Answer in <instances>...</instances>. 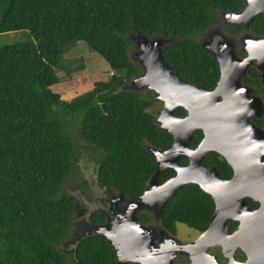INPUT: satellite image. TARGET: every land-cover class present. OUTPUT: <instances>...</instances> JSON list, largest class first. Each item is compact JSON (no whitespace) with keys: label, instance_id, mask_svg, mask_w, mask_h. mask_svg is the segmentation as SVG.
Returning a JSON list of instances; mask_svg holds the SVG:
<instances>
[{"label":"trees","instance_id":"1","mask_svg":"<svg viewBox=\"0 0 264 264\" xmlns=\"http://www.w3.org/2000/svg\"><path fill=\"white\" fill-rule=\"evenodd\" d=\"M6 9L0 34L28 31L31 42L0 46V264H69L59 249L71 233L76 196L68 189L81 178L86 156L96 164L99 185L133 199L141 197L157 164L148 147L169 149L171 134L161 131L151 109L152 93L124 90L141 73L130 60L129 32L149 39L173 36L165 60L185 82L213 91L220 66L199 38L219 23L223 11L240 12L242 0H0ZM244 26L227 28L238 36ZM251 31L264 36V14ZM85 42L110 66V72L79 78L84 68H67L64 54ZM73 69H77L72 73ZM68 83L82 95L66 101L57 91ZM245 84L264 93L259 72L252 68ZM177 116H185L179 109ZM264 128V120L256 121ZM203 139L194 134L192 147ZM187 165L188 159L183 158ZM204 165L215 167L223 179L233 169L218 153ZM176 175L163 172L160 181ZM87 188L88 182L82 181ZM249 206L259 204L251 199ZM215 211L210 195L198 185L184 186L163 210L162 225L204 232ZM147 224L150 217L140 215ZM92 221L104 223L96 211ZM230 229L236 223L229 222ZM79 264H115L116 255L103 237L83 240L75 253ZM133 264V263H131Z\"/></svg>","mask_w":264,"mask_h":264},{"label":"water","instance_id":"2","mask_svg":"<svg viewBox=\"0 0 264 264\" xmlns=\"http://www.w3.org/2000/svg\"><path fill=\"white\" fill-rule=\"evenodd\" d=\"M242 1L243 10L219 12L217 26L199 38L202 48L212 53L220 66V79L213 91L185 83L166 62V48L176 42L173 36L151 40L129 32L133 47L130 60L140 67L141 73L124 90L152 93L155 101L163 102L155 123L161 131L173 136L174 144L166 151L147 148L157 167L143 195L133 199L119 193L120 200L129 198L123 213L105 225L92 226L86 235L106 238L118 257L117 264H174L183 251L200 249L207 256V251L217 246L232 252V263H238L234 259L238 248L255 264L264 263V129L252 122L253 118H263L264 103L261 97H253L251 89L243 84L249 70L255 67L264 85V36H255L250 31L254 19L264 14V0ZM229 26H244L247 31L235 38L226 31ZM240 44L241 51L247 55L243 58L237 51ZM181 108L186 115L175 116ZM198 131L204 133V138L192 149L193 136ZM213 152L232 167L231 179H223L216 168L203 165ZM183 156L189 159L188 166L180 163ZM170 169L176 175L161 183V174ZM187 185H198L214 200L210 225L193 243L181 244L169 239L167 244L157 246L153 228L140 221V212L153 213L162 225L166 204ZM248 199L259 203V208L252 210ZM78 205L79 200L75 212ZM230 220L239 223L238 230L232 234Z\"/></svg>","mask_w":264,"mask_h":264},{"label":"flooded vegetation","instance_id":"3","mask_svg":"<svg viewBox=\"0 0 264 264\" xmlns=\"http://www.w3.org/2000/svg\"><path fill=\"white\" fill-rule=\"evenodd\" d=\"M229 27H232V26H229ZM227 28H226V31H227ZM246 31H247V28H246ZM246 31L244 33H241L238 36H234V35H230V34L229 35L233 36L235 38H240L241 36H243L246 33ZM250 31H251V28H250ZM254 35L255 36H260V35H256V34H254ZM241 50H242V44H240L237 47V51L239 52V55L241 56V58L247 56ZM252 68L256 69L255 67H252ZM250 70H249V74H248L249 76L246 79H248L250 77ZM259 77H260V82L262 84V78H261V73L260 72H259ZM246 79L243 80V84L251 89V91H252L251 95L253 97H261L262 100H263V103H264V93L255 94L257 89L245 84V80ZM127 87L128 86H126L125 88H127ZM262 87L264 88L263 84H262ZM144 94H147V93H144ZM155 102H158V103H160L162 105V107H161V110H162L163 109V105H164L163 102H161V101H155ZM161 110H159L157 112V114H159L161 112ZM175 116H177L176 113H175ZM177 117H184V116H177ZM263 120H264V116H263L262 119L253 118L252 122L255 125H257L258 127L262 128L260 125H258V123L256 121H263ZM262 129H264V128H262ZM193 138H194V136H193ZM203 138H204V133H203ZM192 143H193V141H192ZM173 144H174V138H173ZM173 144H172V146H173ZM172 146H171V148H172ZM191 147H192V144H191ZM171 148H169V149H159L158 148V150L166 151V150H170ZM196 148L192 147V149H196ZM184 157L187 158L186 156H183L181 158V161H180L181 164H182V160H183ZM88 162L90 163V165H92V167H97L95 162L92 161L91 158H89ZM189 163L190 162H189V159H188V164L187 165L182 164V165L183 166H188ZM203 165H204V162H203ZM205 167H207V166H205ZM212 168H215V167H212ZM165 182H161V183H165ZM87 188H88L87 190H90L89 191L90 195H91L90 199H88L87 195L84 192H82V194H81L82 195V199H79L77 197L76 198H77V200H79V202L81 200L84 201V202H85V200H89V202H90L89 205L90 206L94 205L95 209L89 210L87 207H84V205H85L84 203H79L80 205H78V211L75 212L73 220H72L71 233H70L69 237L63 243H61L59 245L60 251L62 253H64L68 257L67 259H68V263L69 264H79V262L77 261V258L75 256V253H76V250H77V246L83 240H85L87 238L96 237V236L86 237V235L91 232L92 226H94V225L95 226L105 225L108 222L109 219H117L123 213V211L125 210V208L127 207L128 203H129V198L123 199V201L120 200V196L121 195L116 190H114L112 188H106L104 186H101V185H99L98 181H97V183L96 182H92L91 184H90V182H88V187ZM97 189H99V190L101 189L102 190V194H99ZM248 200H247V204H248ZM82 204H83V206H82ZM89 205H86V206H89ZM248 206H249V204H248ZM259 206L257 208H252L251 206H249V207L252 210H256V209L259 208ZM96 211H100V212H102L104 214L105 220H106L104 223L97 224V223L92 221V214H94ZM142 214H145V213L140 212V215H142ZM147 215H149L150 221L146 225H150L149 227L153 228V234H154L153 239H154V242H155V244L157 246H163V245L167 244V241L169 239H175L181 244L193 243L202 235V233L205 232V231L204 232L197 231L198 232V236L195 239H193L192 241L184 242V241L178 240V238H177V230H176V233H173L172 231L168 230L163 225H161V223L159 225V221L155 220V216H154L153 213H147ZM230 221H232V220H230ZM232 222H235V221H232ZM235 223H236V227L234 229H230V226H229V231H230L231 234L238 230L239 223L238 222H235ZM97 237H102V236H97ZM199 250L200 249H196L195 251L191 250L190 252H184L183 251L174 260V264H255L252 261V259L249 257V255L245 251H243L241 248L236 249L235 254H234V259L238 263H232V260H231V258L233 256L232 252L229 251V250H227L225 252V250L223 249L222 246L211 247L207 251V256H205L203 251H199ZM113 251H114V249H113ZM114 253H115V251H114ZM115 255H116V253H115ZM117 263H118V257L116 255V263L115 264H117ZM128 264H131V262L128 263ZM133 264H139V263H133ZM256 264H264V263H261L259 261Z\"/></svg>","mask_w":264,"mask_h":264},{"label":"rangeland","instance_id":"4","mask_svg":"<svg viewBox=\"0 0 264 264\" xmlns=\"http://www.w3.org/2000/svg\"><path fill=\"white\" fill-rule=\"evenodd\" d=\"M5 9H6L5 6H0V18L2 17ZM31 41H32V36L28 31L0 34V46L20 44L22 42H31ZM174 41L176 40L174 39ZM131 50H133V47ZM77 66H79L78 68L84 67L81 73L79 74L80 79L92 77L100 72H110L111 70L108 63L99 54L92 52L85 42L78 43L75 47H72L68 52L64 54V69H62L60 72V78L62 79V81L64 80L69 81L68 76L66 79H64V77L67 75L66 69L71 67L76 68ZM76 71L77 69H73L72 73ZM71 86L72 85H68V83H60L58 86L57 91L63 94L66 101H72L74 98L82 95V93H80L77 89ZM161 107L162 105L160 103L155 102V105L151 109V113L156 115L157 112L161 110ZM88 160L89 157L87 158L86 156H84V158L81 159V162L79 164V168L82 174L81 178L73 180L70 186H68L69 191L79 199H82V195H81L82 192H84L87 195L88 199L91 198L89 192L90 190H87L88 188H85L82 185V181L90 182V184L92 182L97 183L98 181L96 167H92V165H90ZM97 191L99 194H102L101 189L100 190L97 189ZM79 203H84L85 204L84 207H87L89 210L95 209L94 205L91 206L89 205L90 203L89 200H85V202L81 200ZM176 230H177L178 240L184 242L192 241L198 236L197 231L190 229L183 224H177Z\"/></svg>","mask_w":264,"mask_h":264}]
</instances>
